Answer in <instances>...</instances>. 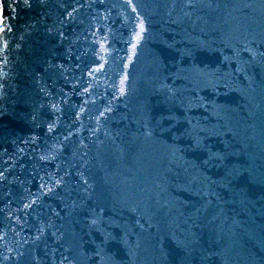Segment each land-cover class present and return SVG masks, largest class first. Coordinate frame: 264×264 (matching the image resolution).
I'll return each instance as SVG.
<instances>
[{
  "label": "water",
  "instance_id": "1",
  "mask_svg": "<svg viewBox=\"0 0 264 264\" xmlns=\"http://www.w3.org/2000/svg\"><path fill=\"white\" fill-rule=\"evenodd\" d=\"M0 264H264V0H0Z\"/></svg>",
  "mask_w": 264,
  "mask_h": 264
}]
</instances>
